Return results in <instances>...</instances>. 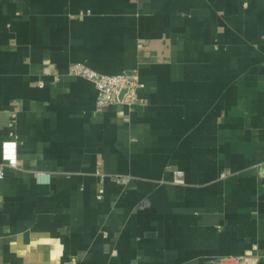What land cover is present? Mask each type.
Listing matches in <instances>:
<instances>
[{
  "label": "crops",
  "instance_id": "crops-1",
  "mask_svg": "<svg viewBox=\"0 0 264 264\" xmlns=\"http://www.w3.org/2000/svg\"><path fill=\"white\" fill-rule=\"evenodd\" d=\"M6 139L0 264H264V0H0Z\"/></svg>",
  "mask_w": 264,
  "mask_h": 264
},
{
  "label": "built area",
  "instance_id": "built-area-1",
  "mask_svg": "<svg viewBox=\"0 0 264 264\" xmlns=\"http://www.w3.org/2000/svg\"><path fill=\"white\" fill-rule=\"evenodd\" d=\"M68 74L84 78L94 84L97 91L96 102L99 107L119 102L130 106L142 100L139 90L144 87V82L137 68L106 74L92 69L83 62H73L68 68ZM39 85L42 86L43 83L39 82ZM19 165L18 141L16 139L3 140L1 143L0 178L4 177L7 168H17ZM177 174L181 175V172L178 171ZM215 264H222V262Z\"/></svg>",
  "mask_w": 264,
  "mask_h": 264
}]
</instances>
